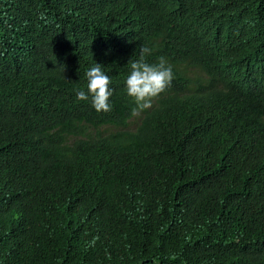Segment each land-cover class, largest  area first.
Listing matches in <instances>:
<instances>
[{
    "label": "trees",
    "instance_id": "trees-1",
    "mask_svg": "<svg viewBox=\"0 0 264 264\" xmlns=\"http://www.w3.org/2000/svg\"><path fill=\"white\" fill-rule=\"evenodd\" d=\"M66 1L0 0V264H264V87L217 76L184 29L144 31L173 78L130 125L105 61L121 31L73 41ZM96 63L109 112L76 99Z\"/></svg>",
    "mask_w": 264,
    "mask_h": 264
},
{
    "label": "clouds",
    "instance_id": "clouds-1",
    "mask_svg": "<svg viewBox=\"0 0 264 264\" xmlns=\"http://www.w3.org/2000/svg\"><path fill=\"white\" fill-rule=\"evenodd\" d=\"M136 2L139 0H69L59 10L65 21L63 31L73 41L96 40L99 34L113 33L117 28L121 31V39L108 55L111 60L105 61L124 72L125 95L137 108L129 119L151 107L173 78L163 57L157 64L146 62L152 49L140 37L144 31L165 37L173 26L184 29L207 55V63L217 76L241 89L264 87V7L256 1L146 0L150 8L145 2L147 13L142 17L131 13ZM150 11L158 16L151 17ZM107 74L96 63L85 73L87 90L76 93L79 101L90 99L98 113L112 110ZM113 128L107 125L105 131Z\"/></svg>",
    "mask_w": 264,
    "mask_h": 264
},
{
    "label": "rangeland",
    "instance_id": "rangeland-1",
    "mask_svg": "<svg viewBox=\"0 0 264 264\" xmlns=\"http://www.w3.org/2000/svg\"><path fill=\"white\" fill-rule=\"evenodd\" d=\"M137 116H138V114H135V115L132 117V120H131V122H130V125L133 124V121L136 120Z\"/></svg>",
    "mask_w": 264,
    "mask_h": 264
}]
</instances>
